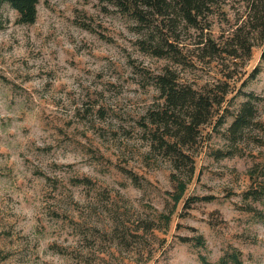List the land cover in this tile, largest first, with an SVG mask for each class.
I'll return each mask as SVG.
<instances>
[{
    "label": "rangeland",
    "instance_id": "rangeland-1",
    "mask_svg": "<svg viewBox=\"0 0 264 264\" xmlns=\"http://www.w3.org/2000/svg\"><path fill=\"white\" fill-rule=\"evenodd\" d=\"M247 4L227 0L205 33L231 31ZM38 10L33 24L7 3L0 13V264H202L235 248L264 264V100L230 129L248 99L240 88L264 97L261 44L230 81L232 116L218 126L215 114L185 147L193 162L177 167L162 146L174 138L152 121L166 109L155 76L170 66L210 88L229 67L196 60L198 30L182 32L190 62L176 65L143 51L131 19L100 0H40ZM179 178L184 199L211 202L176 205ZM197 235L205 246L182 240Z\"/></svg>",
    "mask_w": 264,
    "mask_h": 264
},
{
    "label": "trees",
    "instance_id": "trees-1",
    "mask_svg": "<svg viewBox=\"0 0 264 264\" xmlns=\"http://www.w3.org/2000/svg\"><path fill=\"white\" fill-rule=\"evenodd\" d=\"M246 1V16L238 19L231 31L216 38L212 32L206 34L204 31L210 29L212 24L207 17L215 14L216 9L220 10L227 0H100L106 7L115 8L120 14L131 19L132 28L139 34V44L146 53L167 59L176 65H184L190 59L186 55L187 44L181 34L186 30L195 29L199 32L194 43L196 60H221L222 65L229 66L221 73L222 83L210 88H197L181 82L176 70L170 66L155 76V86L159 89L166 109L152 113V121L158 124L160 130L164 129L169 138H174V141L163 138L162 146L175 157L177 167L193 162V157L186 153L185 147L196 142L202 127L209 123L215 114L218 115V126H223L226 119L232 116L230 109L223 107L228 101V94L231 93L230 81L236 78L239 63L245 64L252 57L257 44L262 46L261 59L264 61V0ZM39 2L40 0H0V13L7 3L18 13L20 23L33 24L37 19ZM3 27L4 22L0 16V30ZM260 71L259 66L254 68L241 86H246L251 79H255ZM239 94L247 96L248 99L241 104L232 121L230 129L233 133H238L251 122L257 110L255 102L264 100V97L248 93L242 88L237 96ZM170 124L175 128L174 133L169 131L172 127ZM176 187L177 190L172 193L176 205L184 201V205L191 206L199 201L212 200L207 196H191L184 199L187 184L183 179H178ZM182 240L205 246L202 235L182 237ZM199 261L202 264H245L242 252L236 248L225 253L219 262H213L203 254L199 256Z\"/></svg>",
    "mask_w": 264,
    "mask_h": 264
}]
</instances>
